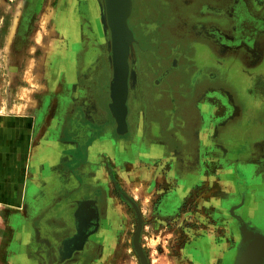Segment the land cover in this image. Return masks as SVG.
<instances>
[{
    "label": "rangeland",
    "instance_id": "374dc122",
    "mask_svg": "<svg viewBox=\"0 0 264 264\" xmlns=\"http://www.w3.org/2000/svg\"><path fill=\"white\" fill-rule=\"evenodd\" d=\"M131 1V126L120 134L108 108L103 0H0V264H11L13 251L32 264H140L132 245L139 219L148 264H228L227 252H238L232 216L245 200L244 216L264 200V140L246 152L242 104L232 91L245 67L264 62V0ZM169 65L184 69L161 76ZM100 107L113 128L106 143L91 144L92 128L101 127L91 114ZM248 118L264 127V111ZM106 145L119 152L107 155ZM39 148L72 176L95 156L106 181L97 189L80 181L50 199L34 178ZM82 195L97 197L101 223L89 245L62 258L73 221L83 231L69 248L99 224L95 199L75 210ZM50 208H58L54 218ZM257 244L262 255L264 241Z\"/></svg>",
    "mask_w": 264,
    "mask_h": 264
},
{
    "label": "flooded vegetation",
    "instance_id": "af4514ba",
    "mask_svg": "<svg viewBox=\"0 0 264 264\" xmlns=\"http://www.w3.org/2000/svg\"><path fill=\"white\" fill-rule=\"evenodd\" d=\"M179 13H180V11H179ZM133 35L135 36L134 31H133ZM142 45H143V43L141 41H139L137 43V45H135L136 46L135 49L138 50L140 56L143 57L146 54V50L143 49ZM200 47H202V46H200ZM136 54H137V52H136ZM186 60H187V58H186ZM129 67H130V62H129ZM174 68H175V72H177V71H180L181 69H184V66L180 65V66L173 67V66L169 65L164 70V72L162 73L161 76H167L170 71L174 70ZM198 73L201 75L203 73V70L201 72H198V71L196 72V74H198ZM242 73H243V76H242L243 78H241L240 80H238L236 78H235L236 80L232 79V83H233L232 84V91H233V94H234L236 100L242 104L241 105L242 106V114L241 115H242L243 123L247 127L244 130V132L246 134H248V135H245V139H244L245 142L242 143V145H244V147L246 148L245 149L246 152L252 153V149L255 146L254 144H256L255 142H257V141L259 142L261 140H264V127L260 126L261 122L257 123L256 121L254 122L251 118H248V115L251 114L253 111H257V112H262L263 113L264 105H262L260 103L258 106H253L251 101L248 100V99H251L252 97L254 99L258 98V100L259 99H264V62L261 65H260V62H259L258 64H256L255 68H246L245 67L242 70ZM203 76H205V75H202V77ZM214 76H215V74L213 73V74L209 75L208 78L213 79ZM190 80L192 82L191 83L192 85L197 84L196 82L199 81V80L196 79V81L194 82L193 79H191V78H190ZM93 112L94 113L91 114L92 120L94 121V123H99V122H96V121H99V119L101 118V114H100L99 108H94ZM128 113H129V110H128ZM128 113L126 115V122H127V128L129 129L130 126H131V121H130V118L128 116ZM96 119H98V120H96ZM102 119H103V116H102ZM108 119H109V116H108ZM102 121L104 123V120H102ZM108 121H110V119ZM254 135H256V136H254ZM237 141H239V140H237ZM31 185H32L31 189H32L33 192H36V191L40 190V187H38L35 183H32ZM85 199H95V203H96V205L98 207V211H99V224H98L97 229L94 232L92 231L93 230L92 229L93 225L89 226V228L87 229V232L89 234H88V236H87V238H86V240L84 242V247L87 244L89 245L91 243V237H93L95 232H97V230H98V228L100 226V223H101V210H100V207L98 205L97 197H89V198H85ZM246 203L247 202L245 200L243 205L238 208L239 209V214H238L239 216H237V217H236V215L232 216L233 221H234V225L236 226V228H238V234H239V239H238V242H237L238 252H236L237 255H236L235 259L238 256L239 248L241 247V249H242V247H244L246 243H247V246L244 249L250 248V246L253 247L257 243H258L257 246H260V244L262 242L261 238L258 237V236H255V234H261V232L259 230H257L256 228L251 230V227H257V228L261 229V231H263V233H264V200H261V201H259L257 203L256 208L253 209L251 216L250 215L244 216L243 213H241L242 208L244 206H248V203L247 204ZM92 205H93V203L91 201H88V200L85 201L84 200L83 202H81L79 204V207H81L80 208V210H81L83 207H86V206L92 207ZM77 206L78 205L76 204L75 210L77 209ZM91 212L93 214L94 213V209H93V211H90V213ZM84 219L85 218H83V221L80 220L79 222L81 223V221H82V223L86 224ZM243 225H245V226H243ZM72 227H73V231L68 236H71V235H73L76 232V220L73 221ZM77 228H78L77 233L72 238L74 241L78 240L79 238H81V234H82V231H83L82 228L79 229L80 228L79 224L77 225ZM84 231H85V229H84ZM244 249H243V251H245ZM254 252L256 254H258V249L257 250L255 249ZM260 256H262V264H264V252ZM235 262H236V260H234L233 262H230V263L228 261V264H235Z\"/></svg>",
    "mask_w": 264,
    "mask_h": 264
},
{
    "label": "crops",
    "instance_id": "0c3cea01",
    "mask_svg": "<svg viewBox=\"0 0 264 264\" xmlns=\"http://www.w3.org/2000/svg\"><path fill=\"white\" fill-rule=\"evenodd\" d=\"M100 110V114H101V118L99 119V128H92L93 129V133L90 137V143L92 144V142H96L97 139H101L99 142L102 143H106L104 141L107 140L112 128H113V123L112 121H108V111L107 108H99ZM103 116V119H102ZM98 120V119H96ZM106 123L108 121V123L104 124L103 121ZM106 120V121H105ZM104 126V127H103ZM103 145V144H101ZM59 147V146H58ZM57 147V148H58ZM56 148V149H57ZM106 153L109 156H115L117 152H119V148H115L113 149V147L111 149L107 148L106 145ZM58 152H60L59 148L57 150ZM37 153L35 154V156L33 157L34 160V168H35V172H34V178H36V183L37 184H41L42 186V190L43 193L45 192L46 194L51 195L50 199H53L54 195L56 193H62L64 190L65 191H73L74 189H76L78 187V185L80 184V181L84 182L86 184L87 187L89 186H93V189H97L100 188L102 186V183L105 182V178L104 176H102L101 174H98L99 172H101V166L98 164V158H96L95 156H89V158L87 159V161L84 163V165H78L75 163L74 165V171L76 169L77 166H79V171L78 173L76 172V174H74L73 176L69 173H61V167H60V162L58 161V159H54V157H51V159L49 158L48 154L49 152H46L47 154L45 155V151H43L42 149H37L36 151ZM90 152V150H89ZM91 155V154H90ZM118 160V159H117ZM113 166H115L117 169H119V161H115L113 162ZM81 175V176H80ZM91 190H89L88 192H90ZM86 192V191H85ZM83 191V193H85ZM87 192V193H88ZM89 194V193H88ZM84 197V198H82ZM48 198V197H47ZM82 199L85 198H89V195H82L81 196ZM56 210H58V208H56ZM53 208H50L49 211H51L50 213V217L54 218L56 214H58V212L55 213L56 211ZM57 216V215H56ZM51 221V220H50ZM51 227H55L58 229H61L62 223H57L54 224L53 223H48ZM70 227V225H69ZM256 227H251V230H253ZM257 230H259L261 232V234H255V236H258L261 238V241H264V233L263 231H261V229L256 228ZM63 231V230H61ZM251 247V246H250ZM245 251L241 252V247L239 248V253L237 258L236 257V251L235 250H229L228 255H227V259L230 262H233L234 260H236L235 264L238 262V259L240 258V255H242L243 259L240 261V264H262V256L256 254L254 251V249L251 248H246L244 249ZM27 258V259H26ZM30 259V260H29ZM19 260V261H18ZM34 258H28L27 256H20L19 253L13 251L10 252V256H9V261L11 264H32ZM69 261H73L69 260ZM68 261V263H70ZM67 263V262H65ZM55 264H60V263H55Z\"/></svg>",
    "mask_w": 264,
    "mask_h": 264
},
{
    "label": "water",
    "instance_id": "95a60500",
    "mask_svg": "<svg viewBox=\"0 0 264 264\" xmlns=\"http://www.w3.org/2000/svg\"><path fill=\"white\" fill-rule=\"evenodd\" d=\"M124 1V3H123ZM103 0L104 3V10H105V19L106 24L109 29V35H110V56H111V66H112V77L109 84V90H110V102L108 104V108L116 122V132L117 133H124L127 130V122H126V115H127V94H128V87H127V80H128V72L129 67L127 65V60L129 59L130 50L132 46L133 33L131 29L129 28L127 18L129 17L131 13L132 8V1L131 0ZM123 51L125 55L123 59L117 55V52ZM120 60L122 63H125V69L124 65H122V69L119 72V62ZM120 85L121 88V105L123 106V112L117 113L115 110V102L117 99V89ZM126 198L131 202L132 205L134 203L132 200L126 196ZM85 201H92L93 199H80ZM77 209L79 207V200L77 201ZM76 209V210H77ZM78 230L76 225V231ZM140 231H141V220L139 219L136 224L135 231L133 233L132 237V245L134 248V251L136 252L139 263L140 264H148L147 257L145 255V252L140 244ZM76 233V232H75ZM75 233L71 236H66L63 238L60 242L59 250L61 252L62 258L68 257L72 254V252L76 250L82 249L84 245V240L80 242H73V247L69 248V244H67L68 241H70ZM89 234V233H88ZM88 236V235H87ZM87 238V237H86ZM247 246V243L244 247H242L241 252H243V249ZM61 248V249H60ZM65 251V253L62 251ZM240 252V253H241ZM67 253V255H66ZM239 253V254H240ZM65 254V255H63ZM243 259L242 255H240V258L238 259V262L236 264H240V261Z\"/></svg>",
    "mask_w": 264,
    "mask_h": 264
},
{
    "label": "bare ground",
    "instance_id": "6f19581e",
    "mask_svg": "<svg viewBox=\"0 0 264 264\" xmlns=\"http://www.w3.org/2000/svg\"><path fill=\"white\" fill-rule=\"evenodd\" d=\"M123 1V0H122ZM123 3H124V1H123ZM117 55L119 56V58L121 57V59H123L124 58V56L126 55V54H124L123 53V51H121L120 52V49H119V51L117 52ZM122 65H124V69H125V63L123 64L122 63V61L120 60V62H119V72L121 71V67H122ZM117 99H116V102H115V110H116V112L117 113H122V105H121V102H122V99H121V88H120V85L118 86V89H117ZM82 205V204H81ZM85 209H87V208H85ZM83 210V209H82ZM92 213V212H91ZM84 218H86V217H84ZM85 220V219H84ZM91 222V221H90ZM92 223V222H91ZM85 224V223H84ZM79 229H81V228H79ZM80 232V231H79ZM77 241V240H76ZM69 242V241H68ZM67 245H68V243H67Z\"/></svg>",
    "mask_w": 264,
    "mask_h": 264
}]
</instances>
